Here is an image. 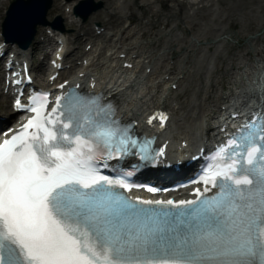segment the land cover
<instances>
[{"label":"snow or ice","instance_id":"6c2138e0","mask_svg":"<svg viewBox=\"0 0 264 264\" xmlns=\"http://www.w3.org/2000/svg\"><path fill=\"white\" fill-rule=\"evenodd\" d=\"M258 78V111L230 137V162L203 179L217 191L156 206L124 196L116 189L127 184L96 166L137 148L128 126L95 100L58 97L44 115L47 96L33 97L36 115L0 143V264H264V72ZM157 118L161 127L168 119L148 122ZM149 147L139 146L141 160L152 159Z\"/></svg>","mask_w":264,"mask_h":264},{"label":"bare ground","instance_id":"6f19581e","mask_svg":"<svg viewBox=\"0 0 264 264\" xmlns=\"http://www.w3.org/2000/svg\"><path fill=\"white\" fill-rule=\"evenodd\" d=\"M99 1V0H94ZM116 5L111 1H103V10L115 21H118L120 17L132 19L139 24L140 16H146L148 19H153V26L163 25L168 29L165 36L164 53L158 56H151L150 51H146L143 56L149 58L154 65L160 63L163 66L166 56L178 58V70L179 75H184V83L180 94L182 100L180 116L178 120L174 121L171 125V135L174 140L180 138H188L190 143H193L195 138V129L199 126L200 121L207 123L211 121L216 113L217 107L225 105L220 103L223 100V87L221 82L224 80L228 84H233L236 81L235 72L246 64L247 57L255 55V70H251L253 75H248L249 83L244 84L240 88H236L234 92V99L236 100V106L245 111L248 108L255 105L258 97V73L264 72V56L261 55L258 44L264 42L260 38H256L255 45L257 47L246 48L244 55L239 56L236 54H230L232 47L228 44L229 28L234 26L239 29V24L236 22L235 11L232 12L234 6L235 10H239L242 21L248 22V29L251 31L259 32L264 28V19L261 18V13L264 11V0H230L232 1L231 8L228 6V0H170L174 3L172 5H165L166 0H141L138 6L140 15H135L130 12L131 4L137 3V0H115ZM155 4L164 6L167 15H160L155 8ZM209 6V11L207 6ZM55 11L58 10L57 6L53 5ZM52 8V9H53ZM207 8V11H206ZM214 8V9H212ZM96 14V13H95ZM93 14L92 16H95ZM251 14H256L261 18V22L256 23ZM263 14V13H262ZM174 22V27L169 28V22ZM239 21V20H238ZM212 22L215 23L211 27V31L208 32L206 27ZM203 23L205 29L202 32L199 28V24ZM181 26H183L181 28ZM219 27V30L213 29ZM140 37L135 38L134 49L136 50L140 44V40L145 35L144 30L140 29ZM175 30H181L184 33L192 35V41L187 42V46L180 47V53L175 48L179 45V41L182 40L179 34L175 33ZM133 31V30H132ZM240 31V30H239ZM39 29H37V34ZM242 32L236 34V38H239ZM118 34L115 35L116 40L119 38ZM76 39V38H75ZM178 42H176V40ZM162 42V37L158 34H151L149 41L145 43L146 46L154 50ZM196 44H206L207 52L211 53L209 58L206 54H203L199 46ZM116 45H120L115 43ZM264 50V49H263ZM148 54V57H147ZM113 54H110L111 57ZM141 55V54H140ZM153 59V60H152ZM169 59V58H168ZM172 58H170L171 60ZM106 62V61H105ZM206 62V63H205ZM100 63H98L99 65ZM206 65V66H205ZM205 66V69L203 67ZM207 67H212L211 72ZM220 67V68H219ZM167 68V66L165 67ZM96 75L100 80H103V85L113 91L116 101L119 106V116L123 119L138 118L147 110L155 106L156 104L168 100L169 94L164 88L159 87L162 77L158 76V71L154 69V75L149 81L144 82L142 75L135 74H121L118 72L117 66L113 61L110 64L98 68ZM209 72V73H208ZM247 72V71H246ZM255 72V73H254ZM255 74V75H254ZM165 75H171L170 69L167 68ZM255 76V77H254ZM254 77V79H252ZM161 78V79H160ZM173 83V82H172ZM182 83V82H179ZM203 83L205 87H203ZM159 93L158 97L153 95V92ZM232 92V91H231ZM179 96V95H177ZM190 99H192L190 101ZM175 101V100H173ZM190 101V102H189ZM198 102L199 106L195 108L194 104ZM207 107V108H205ZM195 115L196 118L191 120V116ZM5 120H0L2 125Z\"/></svg>","mask_w":264,"mask_h":264},{"label":"rangeland","instance_id":"374dc122","mask_svg":"<svg viewBox=\"0 0 264 264\" xmlns=\"http://www.w3.org/2000/svg\"><path fill=\"white\" fill-rule=\"evenodd\" d=\"M12 1V0H10ZM73 2H76V0H69V3L68 5L69 6H72ZM140 0H137V4H139ZM228 6L231 8V4H232V1L228 0L226 1ZM173 4V1H168L166 0L165 1V5H172ZM156 8L158 9V12L160 13V15L164 16V15H167L166 12L164 11L165 8L164 6H160L158 4L155 5ZM235 6V5H234ZM232 8V12L235 11V19H236V22L239 24V29H236V27L232 26L230 27L229 29V37H228V44L232 47V49L230 50V53H235V54H243L246 50V48H253V47H257V45H255V39L256 38H260L264 41V28L262 30H260L259 32H255V31H251V29L249 30L248 29V22L247 21H242L243 19H241V16L239 14V10L235 8ZM7 9V6H1L0 7V21L3 20V14H2V11H5ZM131 10L136 14V13H139V10H138V7H136V5L132 6L131 7ZM209 7H208V11H209ZM207 11V9H206ZM263 13V14H262ZM261 13V18L262 20L264 19V11H262ZM58 15H56L55 13H52L48 15L47 17V20L48 21H51L54 17H58L60 15H62V10H60L59 12H57ZM251 17L252 19L258 23V22H261V18H257L258 16L256 14H251ZM102 18V13L99 14V16H97L95 19L99 21V19ZM152 19V18H150ZM150 19H148L146 16H142L141 17V20H140V23H141V26L143 27V30L146 32V35L145 37H143L140 41L142 43H146L147 40H149L148 36L152 33H157V34H162L163 36V33L162 32H165V29H163V26H159V28L157 29H153L152 26L150 25V23L153 22V20H151L152 22H150ZM239 20V21H238ZM264 21V20H263ZM202 24L203 23H200L199 24V28L202 32H204L203 30L205 29V27L203 28L202 30ZM215 25V24H214ZM173 27V23L172 22H169V28H172ZM206 30L208 32L211 31V26L208 25V27H206ZM242 32L240 35L239 38H236V34L240 31ZM180 32V31H179ZM164 40V39H162ZM188 40V38H187ZM181 45H187L186 42H183V43H179V45L177 46V48H175L176 51L179 50V48L181 47ZM164 43H161L159 44L158 48L156 49V51L158 50H162L164 48ZM259 46V49L261 51V55L264 56V42H262V44H258ZM201 47V46H200ZM255 56H250L247 61L248 63H252V61L254 60ZM225 88H229L230 86L228 85H224ZM3 106H4V103L3 101H0V109H3Z\"/></svg>","mask_w":264,"mask_h":264},{"label":"water","instance_id":"95a60500","mask_svg":"<svg viewBox=\"0 0 264 264\" xmlns=\"http://www.w3.org/2000/svg\"><path fill=\"white\" fill-rule=\"evenodd\" d=\"M44 0H16L8 9L6 19L4 21V34H10L8 38L12 42H17V37H28L29 44L33 38L35 27L45 25V14L49 7ZM16 36V37H15ZM27 46V45H25Z\"/></svg>","mask_w":264,"mask_h":264}]
</instances>
